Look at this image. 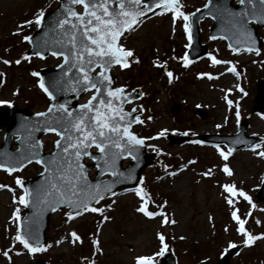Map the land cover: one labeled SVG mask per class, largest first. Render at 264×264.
I'll list each match as a JSON object with an SVG mask.
<instances>
[{"label": "rangeland", "instance_id": "obj_1", "mask_svg": "<svg viewBox=\"0 0 264 264\" xmlns=\"http://www.w3.org/2000/svg\"><path fill=\"white\" fill-rule=\"evenodd\" d=\"M205 2L180 0L182 11L188 14ZM57 6V0H0V73L4 74L0 86V102L3 103L0 105L26 108L35 113L47 108L48 101L38 87V76L31 73L39 74L42 68L56 67L61 59H21L28 49L22 37L32 33L36 25H25L19 34L16 33L17 25L33 19L37 10H53ZM182 25V19H177L173 25L171 14L164 10L137 24L120 40L125 48L134 51V57L130 58L128 67H116L112 71L116 86L136 88L144 94L138 103L143 108V122L134 126L133 132L145 138L147 152H153L154 158L161 161L152 163L154 168L143 172L138 186L147 192L151 201L153 195L149 188L163 200L162 208L156 209L152 205L150 210L163 212L168 221L174 223L161 224L163 217L160 215L145 217L136 211L141 201L135 191L121 190L97 205L105 209L101 223H95L96 217L90 212L72 220L62 218L59 212L54 214L45 246L41 251L29 254L19 242L13 243L17 224L12 212L18 209L20 218L24 213L23 204L13 202V197L18 201L23 193L15 180H28L41 168L31 164L12 174L0 171V185L7 186L0 187V253L6 249L9 252L8 258L0 254V264H33L37 259H42L44 264H89L90 261L92 264H135L137 257H150L154 264L161 261L166 248H170L168 252L176 257V264H195L199 259L215 263L229 248V243L240 249L230 264H264V238L245 247L243 236L236 232L237 225L230 215L237 210L240 218L246 221V229L253 235L259 227L264 229V203L256 200L264 177V158L256 154L264 151V143H261L264 113L262 116L248 113L255 81L264 79V46L258 56L232 54L224 41L209 39L212 21L205 19L199 26L208 55L192 61L185 68L180 58L189 41ZM210 56L223 63L214 65ZM3 60L11 63L6 65ZM16 60L21 62L16 64ZM137 60L139 62H135ZM156 64L173 73L171 83L161 70L163 67ZM229 68H234L235 72L230 73ZM198 74L206 75L198 77ZM91 95V92L83 94L79 102H86ZM229 100L231 105L227 103ZM198 107L207 112V117L199 119L195 115ZM240 119L247 122L246 134L259 138L260 147L241 148L223 160L216 148L194 143L199 135L235 134ZM162 129L167 130L164 136L147 139ZM183 133H187L192 141L171 143L169 136L178 137ZM3 134L4 129L0 127V143ZM55 139V135L43 138L47 151L52 149ZM128 163L129 159L124 160L122 167ZM225 164L233 173L231 176L222 171ZM209 169L211 175H205ZM223 184L242 190L252 199L251 204L236 196L233 205L229 206L225 200L228 193L221 187ZM105 216L107 220H104ZM55 228L59 229L57 234ZM72 232L81 240L73 242L69 235ZM157 233L165 237L167 245L162 254ZM92 240L98 241L95 248ZM198 245L204 249L197 248ZM219 250H222L221 254Z\"/></svg>", "mask_w": 264, "mask_h": 264}, {"label": "snow or ice", "instance_id": "obj_2", "mask_svg": "<svg viewBox=\"0 0 264 264\" xmlns=\"http://www.w3.org/2000/svg\"><path fill=\"white\" fill-rule=\"evenodd\" d=\"M59 3L60 6L56 11V16L48 29V32L54 36L51 43L55 46V50H52L50 54L53 57L62 58L61 64L57 67L63 66L67 69V71H63V76L67 77L69 72L75 71V75L70 78V90L72 92L92 91V95L77 109H69L63 103L49 104L47 113H36L38 117H46L43 131L53 133L58 137L53 142L56 151L53 153L51 160L43 161L38 158L36 149L40 146V141L36 140L34 144L30 145L27 155H24L18 149L17 152L20 155L9 158L5 163H0V169L11 174L22 169L25 166V161L31 163L32 159L36 164L44 165V173H42V175L46 174L44 185L33 191L24 188L18 201L16 197H13V202H18L26 207L43 205L44 207H51L52 211H56L55 205L63 204L70 209L68 213H65L67 219L72 220L84 213L102 214L105 209L94 206L93 202L98 203L104 198L105 194L115 195L107 182H97L96 184L88 182L84 164L81 162L82 157H88L95 161L100 170V175L107 173L117 178V181H113L115 183L124 176L123 173L117 170V160L125 156L136 159L139 148L145 146V138L138 137L131 131L133 123H142L143 121L139 117L132 119L131 113L124 110L123 104L130 101L128 95L124 93L123 87H111L113 81L108 74L109 69L113 65H118L121 69L126 68L129 66L130 58L134 57V51L125 48L119 42L120 38L125 32L130 31L134 25H137L139 19L145 17L147 12H151L154 8H160L171 14L173 25H175L177 19L183 20V31L190 43L192 36L189 21L192 14L182 11L180 0H151V2L149 0H59ZM237 3L243 6L241 11L233 12L227 8L223 11L229 17L228 22L233 30V35L237 37L236 42L247 45L244 51L258 54V49L255 47V38L248 25L257 22L264 24V0H237ZM75 6H80L82 11H76ZM204 8H209V3H205ZM45 18V11L43 9L37 10L33 15V19L17 25L16 34H19L23 26L33 23L37 28H42ZM22 39L25 42H31L30 37L27 35L23 36ZM210 39H215V37H210ZM48 43L47 40L43 42L44 45ZM35 46L41 47L43 45L40 41H37ZM187 46L185 45V47ZM233 50L239 52L241 49L236 47ZM35 55L43 59L40 51H36ZM21 59L27 60L28 57L22 56ZM180 59L183 61L182 66L185 68L191 63L187 55ZM209 59L214 65L223 63L211 56ZM2 62L6 65L11 63L9 60H3ZM20 62V60L15 61L16 64ZM155 66L163 67L160 64ZM95 68H99V71L92 75ZM228 71L235 72V69L229 68ZM165 74L169 78V83H171L173 73L167 71ZM3 75V73H0V77ZM31 75L38 76L39 74L32 72ZM199 75L206 74H198V77ZM209 79H212V77L209 76ZM0 83H3L2 79H0ZM56 83L59 84L60 82L57 81ZM38 87L48 96L49 100L54 99L52 92L45 87L43 82H38ZM140 95L143 96L144 94L140 93ZM227 103L231 105L232 102L229 100ZM135 111L137 109L133 108L132 112ZM52 113H56V115H51ZM150 119L151 117H149ZM36 130L41 129L37 128ZM166 132V129H162L156 136L147 139L159 138L164 136ZM183 134L187 135V133ZM17 139H21V137L18 136ZM194 143L200 142L194 141ZM261 143H264V138H262ZM93 147L99 153V156L89 151ZM258 147H260L259 144L252 145L253 149ZM153 150L155 151V148ZM217 151L223 160H227L232 149L229 148L227 152H224L217 147ZM256 154L264 158V151ZM189 163H192V161ZM222 171L228 176L233 174L227 164L223 166ZM205 175H211V170L209 169ZM126 178L132 179L130 174ZM15 183L17 186H21L19 178L15 180ZM0 187L7 186L0 185ZM221 187L225 193H228L225 200L229 206L233 205L236 196L242 197L251 204L250 198L242 190L236 189L234 185L223 184ZM134 191L141 201L136 209L137 212L148 218L160 215L163 217L161 224L174 223V221H168L163 212L148 210L149 197L142 187L137 186ZM159 207L162 208L163 205ZM18 211L16 209L12 212V218L17 224L13 243L19 242L29 254L41 251L36 229L31 226L38 223V218L34 217L30 221L26 217L23 221L24 227L22 230ZM230 215L237 225L236 232L243 236L242 243L245 247L251 246L257 239L264 238V234L257 236L246 230V221L240 218L237 210L234 209ZM107 219L108 217L105 216L104 220ZM69 235L73 238V242L81 240L75 232ZM157 237L162 245L160 248V254H162L167 247L164 243L165 237L160 233H157ZM97 243V240H92L94 248ZM228 247L234 248L236 245L229 243ZM0 254L6 258L9 257L7 249ZM89 264H92V262L90 261ZM135 264H151V258L137 257Z\"/></svg>", "mask_w": 264, "mask_h": 264}, {"label": "water", "instance_id": "obj_3", "mask_svg": "<svg viewBox=\"0 0 264 264\" xmlns=\"http://www.w3.org/2000/svg\"><path fill=\"white\" fill-rule=\"evenodd\" d=\"M59 1V0H58ZM232 1L235 0H208L207 3H209V8H202L199 11L194 12L190 17V26H191V44L189 46V49L186 53L189 60H193L197 57L204 56L206 54V47L201 44L200 41V30H199V22L204 17H210L214 25L212 26L210 30V37L215 38H223L226 40L228 48L231 49L233 52L238 53L234 51L233 49L236 47H239L241 51H244V48L247 46L245 44H238L237 37L233 35V30L231 29V25L228 22L229 17L227 14L223 11V9L227 8L230 11L238 12L242 10L241 5L232 6ZM151 2V0H149ZM60 6V3H59ZM59 6L52 11L46 12V18L43 21V27L37 28L36 32L33 33L30 37L31 42H28L30 49L26 52L27 56H33L35 55L36 51H40L41 55L43 57L47 56L51 53L52 50H55V46L52 45V40L54 39V36L48 32L49 27L52 24V21L54 20L56 16V11L59 8ZM77 7L75 6V9L77 11ZM160 8H154L151 12H147L145 17H141L139 21L153 15L156 11H158ZM254 25H248L249 30L252 32L253 37L255 38V47L259 49L261 44V39L257 36V27L264 26V24H261L259 22L253 23ZM47 40L49 43L47 45H44L43 42ZM40 41L43 46L36 47L35 42ZM231 45V47H230ZM250 53H256V52H250ZM116 66L113 65L109 69V75L113 81L111 87L114 84V79L111 76V70L112 68ZM95 68L93 72L96 70ZM63 71H67L66 68L62 67H56L53 69H44L40 72V82H43L45 84V87L49 89L50 92H52L54 99L50 100V104H66V106L69 109H77L79 104L77 103V100L80 98V96L85 92H78L74 93L70 90V78L75 75V71L69 72L68 76H63ZM93 74V73H92ZM59 81L60 83L57 84L56 82ZM113 88V87H112ZM254 93L255 97L253 99L252 108L250 110V113H258L261 114L264 112V81L258 80L255 87H254ZM129 97L128 103L123 104V108L125 110V106L129 103H132L139 99L140 93L138 91H132L125 93ZM48 97V96H47ZM135 108L137 111L132 112V109ZM126 111V110H125ZM131 113V118L134 119L136 117H139L141 120V110L139 107L134 106L129 111ZM47 113V110L45 111ZM196 114L200 118H204L206 115L201 109L196 110ZM51 115H56V113H52ZM46 117H38L36 114L30 113L26 109L18 110L13 107H7V108H1L0 107V122L1 126H5L6 132L4 137V142L0 147V163H5L9 158H14L20 155V153L16 151L11 150L12 145H16L18 149L21 150V152L24 155H27L30 149V145L34 144L36 140L40 141V136L42 134H45L47 132L43 131L44 121ZM136 123H133L135 125ZM40 128L41 130L37 131L36 129ZM132 128V127H131ZM246 129V123L241 122L239 125L238 133L234 136H199L198 139L202 140L204 142H212V143H223L228 148H231L232 150H237L241 147H250L253 144L257 143V139L252 136H246L245 134ZM21 137V139L13 140L12 137ZM183 138L172 140L173 142L176 141H182ZM38 152V158L42 159L43 161H49L52 159L53 153L56 151V148L54 146V151L52 153L44 154V148L40 143V146L36 149ZM91 152V149H89ZM94 155L99 156L98 152H92ZM152 155L146 154L145 152V146H141L136 153V159H132V162L126 167L122 168L121 163L124 159L128 158L127 156L121 157L117 160L116 166L117 170L124 174L123 177L118 179V182L113 183V181H117V178H114L110 176L106 180H100V178L103 175H100V170L97 167V164L95 161L89 159L88 157H82V163L84 164V158H88L92 161L91 164H84L86 175L88 178V182L90 184H96L97 182L105 183L107 182L111 186V191L114 193L119 188H132L139 184L140 182V174L141 172L147 168L150 164ZM30 159H32L30 157ZM34 161V159H32ZM29 162L25 161V164ZM43 167L42 173H44V165L40 164ZM18 167V165H16ZM91 168H96L95 171V177L94 179L90 180L88 177V172ZM40 173L35 178L30 179L27 182H24V188L29 189L30 191H33L37 189L38 187L44 185L46 174L42 175ZM107 173H105L106 175ZM131 175L132 179H127L126 177L128 175ZM109 194H105L104 198L108 196ZM259 199L264 201V181L262 183V186L260 188L259 192ZM94 205L96 204L93 202ZM31 204V201H30ZM56 211L61 209H69L66 205L63 204H57ZM56 211H52L51 207H44L43 205H36V206H29L26 207V214L22 219L21 222V229L23 230L24 224L23 221L27 217L30 221L36 217L38 218V223H34L31 226L36 229V234L39 238V246H43L45 243V233L49 227V219L50 215L53 214ZM70 211V209H69ZM237 252V249L234 248L230 250L228 254H225L222 258L218 260L216 264H229V258L233 256ZM35 264H44L42 260L37 261ZM161 264H175V260L172 254L167 253L163 256V260ZM199 264H208L206 262H202Z\"/></svg>", "mask_w": 264, "mask_h": 264}, {"label": "trees", "instance_id": "obj_4", "mask_svg": "<svg viewBox=\"0 0 264 264\" xmlns=\"http://www.w3.org/2000/svg\"><path fill=\"white\" fill-rule=\"evenodd\" d=\"M156 204L159 205L160 204V201H156ZM93 225L95 226L96 224H93ZM58 230L59 229L55 228L54 232L57 234L58 233ZM61 234H62V231L60 232L59 235L61 236Z\"/></svg>", "mask_w": 264, "mask_h": 264}, {"label": "flooded vegetation", "instance_id": "obj_5", "mask_svg": "<svg viewBox=\"0 0 264 264\" xmlns=\"http://www.w3.org/2000/svg\"><path fill=\"white\" fill-rule=\"evenodd\" d=\"M261 33L264 35V30H261Z\"/></svg>", "mask_w": 264, "mask_h": 264}]
</instances>
